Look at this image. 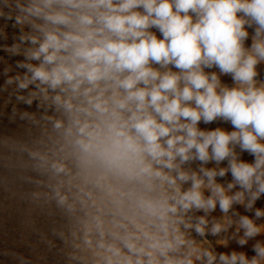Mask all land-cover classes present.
<instances>
[{
    "label": "clouds",
    "instance_id": "clouds-1",
    "mask_svg": "<svg viewBox=\"0 0 264 264\" xmlns=\"http://www.w3.org/2000/svg\"><path fill=\"white\" fill-rule=\"evenodd\" d=\"M9 29L0 94L30 139L3 144L70 261L264 264V0H0Z\"/></svg>",
    "mask_w": 264,
    "mask_h": 264
},
{
    "label": "rangeland",
    "instance_id": "rangeland-1",
    "mask_svg": "<svg viewBox=\"0 0 264 264\" xmlns=\"http://www.w3.org/2000/svg\"><path fill=\"white\" fill-rule=\"evenodd\" d=\"M8 31L9 39L7 41L0 40V43L11 45L14 30L9 29ZM0 57H4L8 64L13 65V72L10 75H14L17 71H24V69L15 68V61L21 60L23 57H9L2 50H0ZM4 67V63L0 62V73ZM259 70L261 77L264 78V64L259 66ZM223 79L230 83V78ZM4 80L5 77L0 74V86L4 84ZM6 95L7 93L0 94V264H21V258L25 264H74L69 259L72 249L66 246L58 235L54 234V229L59 231L64 227V218L54 205L45 203L43 199L33 198L32 193L36 190L35 186L22 179L23 175H31V173L25 172L21 154L3 144L5 139H8L9 142L30 139V133L24 121L17 118L15 122H10L12 105L9 104L7 108L3 106ZM13 103H15L14 100ZM18 107L30 112L36 110L35 103L31 108L24 104H20ZM200 127L211 130L215 127L230 129L231 126L214 122L209 125L202 123ZM243 159L251 161L252 157L245 153ZM226 179L230 180L231 176L229 175ZM235 207L241 214L253 215L245 212L240 206ZM256 207L264 208V198L257 201ZM214 215H220L219 208ZM260 222L264 223V220ZM209 239L215 238L209 237ZM251 243L250 241L248 246L239 248L233 242L230 248H219L218 250L245 251L251 257L255 254L251 250Z\"/></svg>",
    "mask_w": 264,
    "mask_h": 264
}]
</instances>
